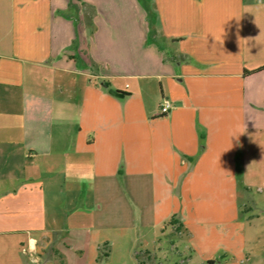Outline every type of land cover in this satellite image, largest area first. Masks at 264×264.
I'll use <instances>...</instances> for the list:
<instances>
[{"label":"crops","instance_id":"crops-1","mask_svg":"<svg viewBox=\"0 0 264 264\" xmlns=\"http://www.w3.org/2000/svg\"><path fill=\"white\" fill-rule=\"evenodd\" d=\"M81 1L0 0V264H146L172 227L212 264L264 181V0Z\"/></svg>","mask_w":264,"mask_h":264},{"label":"rangeland","instance_id":"rangeland-1","mask_svg":"<svg viewBox=\"0 0 264 264\" xmlns=\"http://www.w3.org/2000/svg\"><path fill=\"white\" fill-rule=\"evenodd\" d=\"M248 197L258 202L253 204L248 198L241 207L239 220L244 224V240L232 236L228 244L225 242L216 249L212 264H264V181L255 184ZM171 229L161 237L163 249L157 258L146 260V264H208L200 262L187 236L175 234ZM138 258L145 260L141 255Z\"/></svg>","mask_w":264,"mask_h":264},{"label":"trees","instance_id":"trees-1","mask_svg":"<svg viewBox=\"0 0 264 264\" xmlns=\"http://www.w3.org/2000/svg\"><path fill=\"white\" fill-rule=\"evenodd\" d=\"M77 2H80V5L83 6L86 10V13L88 14V19H91L92 15L94 14V9L92 6L87 5L86 3L82 2L81 0H75ZM73 0H68V11H77V7L72 3ZM105 86H107V83H104ZM110 93L116 97H123L128 95L126 92L119 91V90H111ZM171 224H174L175 222L173 219L170 220ZM135 258L138 259V255H135Z\"/></svg>","mask_w":264,"mask_h":264},{"label":"built area","instance_id":"built-area-1","mask_svg":"<svg viewBox=\"0 0 264 264\" xmlns=\"http://www.w3.org/2000/svg\"><path fill=\"white\" fill-rule=\"evenodd\" d=\"M170 107H171L170 101L162 98V100L159 104V113L161 115L166 114L169 111Z\"/></svg>","mask_w":264,"mask_h":264}]
</instances>
